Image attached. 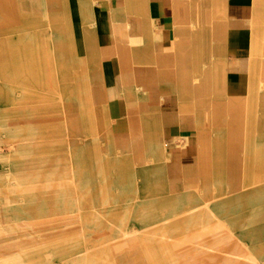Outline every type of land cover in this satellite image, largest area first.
<instances>
[{"label":"rangeland","instance_id":"obj_1","mask_svg":"<svg viewBox=\"0 0 264 264\" xmlns=\"http://www.w3.org/2000/svg\"><path fill=\"white\" fill-rule=\"evenodd\" d=\"M75 1V20L60 0H10L6 11L0 1V264H253L228 255L229 242L213 239L216 226L198 211L151 225L164 206L179 204L175 197L184 195L193 178L168 168L171 151L161 128H135L133 134L116 130L103 98L104 66L88 56L95 51L93 39H102L107 27L94 13L98 0ZM261 12L253 40L264 45ZM73 35L81 40L73 41ZM75 43L80 45L78 68L60 70ZM118 44L130 50L126 41ZM263 48L251 57L256 76L264 72ZM259 82L264 94V80ZM151 102L143 108L149 109ZM259 108L263 125L264 101ZM28 130L37 138L27 148H17ZM185 139H176L177 148ZM123 157L129 166L127 179ZM197 158L203 195L194 196L193 204L204 201L207 190L212 195L219 188L212 181L210 154ZM202 159L206 167H201ZM75 178L81 183L78 190ZM262 185L248 186L243 191L251 196L231 207L235 217L229 225L252 245L264 238V191L257 193ZM260 199V210L253 209L252 203ZM134 229L147 230L130 240L95 246Z\"/></svg>","mask_w":264,"mask_h":264},{"label":"crops","instance_id":"obj_2","mask_svg":"<svg viewBox=\"0 0 264 264\" xmlns=\"http://www.w3.org/2000/svg\"><path fill=\"white\" fill-rule=\"evenodd\" d=\"M0 1L6 11L10 0ZM60 1L63 10L72 11L73 20L79 17L75 0ZM93 9L107 34L93 39L95 51L88 56L104 66L103 98L117 122L116 130L133 134L135 128H161L163 136L168 134L164 142L171 151L168 168L193 178L184 195L175 197L179 204L164 206L162 216L172 214L165 211L171 209L179 211L177 217L197 211L205 216L204 211L210 210L217 229H212L213 239L221 241V232L227 234L223 241L229 242L228 255L264 264V238L252 245L229 225L235 217L233 204L252 194L243 190L264 183V139H256L264 137V123L259 124L264 101L259 80H264V72L256 76L251 64L254 24L262 15L264 0H98ZM34 11L22 8L24 13L42 16ZM72 40L81 37L73 35ZM120 40L128 43L129 51L121 50ZM74 46L77 49L70 50L67 65L60 70L78 68L80 45ZM263 46L258 44L259 54ZM177 138L189 140L177 148ZM207 154L212 181L219 188L212 195L207 190L204 201L193 204L194 196L203 195L197 156ZM201 167H206L203 159ZM263 191L264 185L258 186L257 193ZM262 205L261 199L252 203L258 211Z\"/></svg>","mask_w":264,"mask_h":264},{"label":"bare ground","instance_id":"obj_3","mask_svg":"<svg viewBox=\"0 0 264 264\" xmlns=\"http://www.w3.org/2000/svg\"><path fill=\"white\" fill-rule=\"evenodd\" d=\"M259 35V34H258ZM261 37V36H260ZM257 38V37H256ZM256 38H255V40H256ZM259 38V37H258ZM262 38V37H261ZM264 39V38H263ZM260 40V42H261V39H259ZM256 49H258V43L256 42V41H254V43H253V47H252V55H254L256 52ZM258 54H259V50H258ZM226 120V119H225ZM225 122V121H224ZM128 126V125H127ZM129 127V126H128ZM229 128V127H228ZM254 128V127H253ZM260 129V128H259ZM227 130V129H226ZM225 130V132H227ZM255 130V129H254ZM224 132V131H223ZM260 133V132H259ZM26 135H27V137L25 138V139H23L21 142H19V143H16V147L17 148H27L30 144H32L33 143V141L37 138L36 136H35V132H33L32 130H28L27 131V133H26ZM249 142V141H248ZM245 143V142H244ZM255 145V144H254ZM263 145V144H262ZM239 147V146H238ZM255 148V147H254ZM0 150H2V144H1V142H0ZM19 151H21V150H19ZM225 151V150H224ZM255 153V152H254ZM244 154H246V153H244ZM237 159V158H236ZM246 160V159H245ZM247 163V162H246ZM121 168H122V175L127 179V176H128V172H127V169L129 168V166H128V163H127V161H122V164H121ZM69 170V169H68ZM227 180V179H226ZM48 183V182H47ZM73 184H74V186H75V190L77 189H79V187H80V185H81V183H79V182H77V179L75 178V179H73V182H72ZM179 196V195H178ZM182 196V195H181ZM185 197V196H184ZM180 198V197H179ZM185 199V198H184ZM182 200V199H181ZM209 203V202H208ZM206 205V204H205ZM211 205V204H210ZM261 205V204H260ZM254 208V207H253ZM196 209H194V210H189V212L191 213V212H193V211H195ZM213 210V209H212ZM178 213H179V211L178 210H175V211H173V213L171 214V213H167L165 216H161L160 218H159V220H157V221H155V222H153L151 225H153L154 223L156 224V223H163V224H166V223H168V222H171L172 220H174V219H176V217H177V215H178ZM185 214H187V213H185ZM206 217H209L210 216V218H211V215H210V210H205L204 211V213H203ZM191 215V214H190ZM192 216V215H191ZM213 216V215H212ZM228 217V216H227ZM183 219H184V216H183ZM217 219H219V218H217ZM191 221H192V219H190ZM212 220V219H211ZM210 220V221H211ZM210 221H209V223H210ZM27 223V222H26ZM191 223V222H190ZM202 224H204V223H202ZM216 224H218V223H216ZM187 225V224H186ZM185 225V226H186ZM206 225V224H205ZM215 225V224H214ZM175 226V225H174ZM177 226V225H176ZM189 226V225H188ZM198 226V225H197ZM212 226V225H211ZM226 226V225H225ZM166 227V226H165ZM194 227V226H193ZM196 227V226H195ZM205 227H207V226H205ZM174 228V227H173ZM132 229V228H131ZM136 229V228H135ZM125 230V231H123L122 233H120L118 236H116V237H112V238H110V239H107V240H104V241H101V242H99V243H96L95 244V246H100V245H109L110 243H115L116 241H119V240H130V239H132V238H134L135 237V235L138 233V232H140V233H144L146 230L144 229V230ZM181 229V228H180ZM183 229V228H182ZM195 229V228H194ZM124 230V229H123ZM189 230V229H188ZM187 230V231H188ZM206 230V229H205ZM215 230V229H214ZM217 230V229H216ZM164 231V230H163ZM229 231V230H228ZM199 232V231H198ZM230 234V233H229ZM151 235V234H150ZM163 235V234H162ZM141 236V235H140ZM165 236V235H164ZM145 237V236H144ZM150 237V236H149ZM166 237V236H165ZM199 237V236H198ZM227 237V234L226 233H223V232H221V234H220V239H221V241H223V240H225V238ZM153 238V237H152ZM183 238H185V237H183ZM234 239V238H233ZM167 240V239H166ZM182 240V239H181ZM208 240V239H207ZM207 240H205V241H207ZM235 241V240H234ZM125 242V241H124ZM145 242V241H144ZM180 242V241H179ZM182 242V241H181ZM209 242V241H208ZM207 242V243H208ZM119 243V242H118ZM232 243V242H231ZM178 244H180V243H178ZM128 245V244H127ZM140 245V244H139ZM181 245V244H180ZM203 245V244H202ZM210 245V244H209ZM129 246V245H128ZM141 246V245H140ZM174 246V245H173ZM223 246V245H222ZM246 246V245H245ZM102 247V246H101ZM109 247V246H108ZM138 247V246H137ZM169 247V246H168ZM106 248V247H105ZM135 248V247H134ZM193 248V247H192ZM216 248H219V246L218 247H216ZM89 249V248H88ZM96 249V248H95ZM100 249V248H99ZM102 249V248H101ZM115 249V248H114ZM201 249V248H200ZM207 249V248H206ZM211 249V248H210ZM109 250V249H108ZM107 250V251H108ZM111 250H113L112 248H111ZM129 250H131V248L129 249ZM214 250V249H213ZM99 252V251H98ZM111 252V251H110ZM123 252V251H122ZM232 252H238V251H232ZM101 253V252H100ZM122 254V253H121ZM92 255V254H91ZM99 255V254H98ZM109 255V254H108ZM107 257V256H106ZM117 257V256H116ZM228 258V257H227ZM98 259H101V258H98ZM103 259H105V258H103ZM188 259V258H187ZM201 259V258H200ZM102 260V259H101ZM172 260V259H171ZM75 261V260H74ZM134 262V261H133ZM184 262V261H183ZM182 262V263H183ZM187 262V261H186ZM213 262H214V260H213ZM188 263H189V260H188ZM108 264V263H107Z\"/></svg>","mask_w":264,"mask_h":264}]
</instances>
